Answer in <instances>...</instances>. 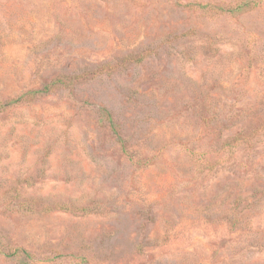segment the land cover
<instances>
[{"label": "rangeland", "instance_id": "rangeland-1", "mask_svg": "<svg viewBox=\"0 0 264 264\" xmlns=\"http://www.w3.org/2000/svg\"><path fill=\"white\" fill-rule=\"evenodd\" d=\"M237 1L0 0V264H264V0L197 7Z\"/></svg>", "mask_w": 264, "mask_h": 264}, {"label": "trees", "instance_id": "trees-1", "mask_svg": "<svg viewBox=\"0 0 264 264\" xmlns=\"http://www.w3.org/2000/svg\"><path fill=\"white\" fill-rule=\"evenodd\" d=\"M257 0H238L235 4L231 5V6H222V5H214V4H197V7H199V9H205V8H210L212 11H220L221 13H229V14H242L245 13L247 11H250L251 9L255 8L257 6ZM56 85L55 82L53 83H49L45 86H43L40 89H35V90H29L27 92H25L24 94H21L15 98H12L10 100H7L4 105L5 106H10L16 103H20V102H26V101H30L34 98H37L43 94L48 93L51 90V87ZM106 117L108 119V121L110 122L111 126L113 125V122L111 120V117L109 116V114L107 112H105ZM242 134H239L231 139H229L225 145L229 146V147H233L234 145H236L237 143H239L240 141H242L243 139ZM58 209H65V210H69V208L66 207H60L57 206ZM7 255L9 256H15V257H19L21 258V264H28L29 260L32 259V255L24 248H14L12 251L7 252ZM25 259H28V261L26 262Z\"/></svg>", "mask_w": 264, "mask_h": 264}]
</instances>
